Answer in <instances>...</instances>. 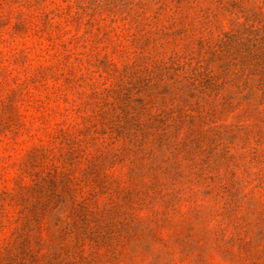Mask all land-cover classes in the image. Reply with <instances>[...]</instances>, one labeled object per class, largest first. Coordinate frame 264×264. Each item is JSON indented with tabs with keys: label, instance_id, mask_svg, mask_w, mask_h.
<instances>
[{
	"label": "rangeland",
	"instance_id": "374dc122",
	"mask_svg": "<svg viewBox=\"0 0 264 264\" xmlns=\"http://www.w3.org/2000/svg\"><path fill=\"white\" fill-rule=\"evenodd\" d=\"M0 264H264V0H0Z\"/></svg>",
	"mask_w": 264,
	"mask_h": 264
}]
</instances>
